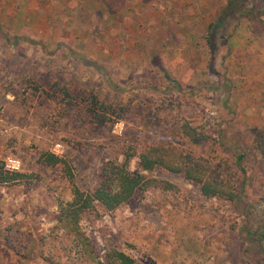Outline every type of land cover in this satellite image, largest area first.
Returning a JSON list of instances; mask_svg holds the SVG:
<instances>
[{
    "label": "rangeland",
    "instance_id": "rangeland-1",
    "mask_svg": "<svg viewBox=\"0 0 264 264\" xmlns=\"http://www.w3.org/2000/svg\"><path fill=\"white\" fill-rule=\"evenodd\" d=\"M224 4L0 0V160L13 157L15 172L32 174L0 184V264H46L33 255L40 234L46 254L72 247L66 257L74 261L80 249L70 236L50 233L70 178L82 190L104 162H121L127 146L154 144L204 159L243 203L204 196L199 183L160 166L139 172L176 189L137 188L112 210L95 203L99 216L78 223L94 244L89 262L108 264L102 255L116 248L137 264H264V0H244L217 19ZM63 89L72 103L61 101ZM91 95L107 104L103 123L90 121ZM193 132L206 137L192 143ZM42 151L63 162L44 165Z\"/></svg>",
    "mask_w": 264,
    "mask_h": 264
},
{
    "label": "trees",
    "instance_id": "trees-1",
    "mask_svg": "<svg viewBox=\"0 0 264 264\" xmlns=\"http://www.w3.org/2000/svg\"><path fill=\"white\" fill-rule=\"evenodd\" d=\"M243 1L244 0H225L224 8L219 13L217 19H222L223 16H226L223 14L226 10H228V13H235V8L239 9V5H242ZM208 66H210V61ZM165 78H168V76L165 75ZM62 91L64 95L61 96V101L67 103L70 101L72 103V99H65V96L68 94L67 90L63 89ZM89 103L91 106H87L86 109L91 122L94 124L103 123L108 119V116L104 114V109L107 108V104H105L104 101H101L100 99L97 100L96 95H91ZM119 110L122 112H128L129 108L121 107ZM119 113L115 112L114 116L121 117V114ZM183 134L187 135V132L183 130ZM204 137L206 136L196 134L195 132L191 135L189 134L192 143H198ZM128 147L129 146H127L122 153L123 158L121 162L115 163L112 161H106L99 167V169H97L92 178L96 181L95 184H91V186L85 184V188L81 190L79 186L73 182L72 178L69 177V191L71 196L64 205L59 206L58 213L53 215L55 223L51 227L50 233H55L57 230L63 229V233L70 236V240L79 247V257L77 256L72 262L66 257V255L71 254L72 247L60 248V250L53 249L51 253L46 254L44 252V247L47 243V236L45 234H40L36 239L34 238L31 240L33 246L37 247L38 250V252L33 254L35 257L40 258V260L46 264H58L60 258L64 256L65 264H102L100 260H95L91 263L89 262L90 259L93 257L97 258V256L91 238L79 229V220L82 217L90 219L99 216L95 208V203L100 204L107 210L117 208L121 204L127 202L137 188L143 189L149 185H154L162 190L176 189V184L169 180L145 177L142 173H139L151 170L156 166L163 167L169 173L180 174L185 179L196 181L199 183L198 188L200 193L204 196H221L229 200L234 199L233 202L236 205H241L243 203L240 199L241 197H239V195H241L240 190H237L232 186L228 180L213 174L204 159L189 155L173 144L143 146L137 152H134L135 149L129 150ZM134 154L137 155L136 157L138 159L137 173H131L127 169L128 159ZM241 157L242 155L240 154L235 156V162L237 164ZM62 158L63 157L56 156L53 152L48 151H42L36 157V159H39L40 162H43L44 165L48 166H56L57 164L62 163ZM240 169L244 172L242 168ZM71 174L73 173L70 172L69 175L71 176ZM28 176L32 177V174L13 172L5 169L3 167V162L0 160V184H15ZM36 177L37 176L34 175V179H36ZM30 180L31 179L29 178L28 181ZM245 204L246 202L244 205ZM257 236L260 242V244L258 242V247H262L264 245L263 227H260ZM53 237H55L54 234H52V238ZM37 241L39 243L38 246L35 245ZM17 251L19 252L20 250L18 249ZM21 254L25 255V253L22 252ZM27 256L28 254H26V257ZM102 256L108 264H137L132 257L116 248L105 250ZM78 258H84V262L80 263L76 261Z\"/></svg>",
    "mask_w": 264,
    "mask_h": 264
},
{
    "label": "built area",
    "instance_id": "built-area-1",
    "mask_svg": "<svg viewBox=\"0 0 264 264\" xmlns=\"http://www.w3.org/2000/svg\"><path fill=\"white\" fill-rule=\"evenodd\" d=\"M113 131H115V130H120L121 129V123L120 122H114V124H113ZM59 149H60V144H58V143H55L54 145H53V148H52V151L54 152H56V151H59ZM19 165H20V163H19V160H17V159H15V158H13V157H9V156H7V157H5V159H4V163H3V167L5 168V169H7V170H9V171H15V170H18V168H19Z\"/></svg>",
    "mask_w": 264,
    "mask_h": 264
}]
</instances>
